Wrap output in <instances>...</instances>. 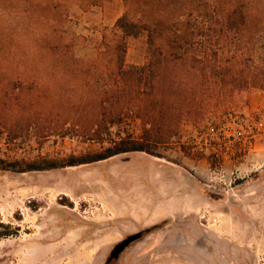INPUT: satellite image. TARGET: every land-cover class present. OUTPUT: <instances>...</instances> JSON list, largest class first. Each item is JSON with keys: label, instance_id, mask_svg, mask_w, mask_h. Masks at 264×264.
<instances>
[{"label": "rangeland", "instance_id": "obj_1", "mask_svg": "<svg viewBox=\"0 0 264 264\" xmlns=\"http://www.w3.org/2000/svg\"><path fill=\"white\" fill-rule=\"evenodd\" d=\"M205 1L0 0V87L10 91L15 77H45L37 82L45 92L68 96L65 88L76 82L58 77L62 62L69 55L92 61L101 51L105 65L123 17L153 28L162 48L167 37L195 33L202 45L194 47L232 59L231 40L209 42ZM123 37L125 64L146 63L147 32ZM260 53L250 46L240 56L251 65L264 59ZM209 92L221 100L183 118L157 147L159 156L131 151L67 165L120 137H140L136 116L111 125L102 140L75 131L39 137L35 127L11 140L1 130L0 264H264V90L231 82ZM7 103L0 111L11 117ZM55 118L42 125L57 126ZM42 159L58 166L20 170ZM138 232L107 262L116 244Z\"/></svg>", "mask_w": 264, "mask_h": 264}, {"label": "trees", "instance_id": "obj_2", "mask_svg": "<svg viewBox=\"0 0 264 264\" xmlns=\"http://www.w3.org/2000/svg\"><path fill=\"white\" fill-rule=\"evenodd\" d=\"M204 10V25L211 32L207 34L209 42L231 40L237 49L233 60L223 58L219 49L211 46L194 47L195 33L167 37L166 47L162 48L154 42L153 28L119 18L116 26L123 35L117 44L109 46L105 65L101 62L105 53L101 51L92 61L69 55L62 62L58 77L76 82L65 88L68 96L57 94L56 88L45 92V86L37 83L45 77H15L10 91L3 92L0 87V106L8 105L9 101V109L14 113L8 117L0 111V132L7 128L9 139L16 140L35 127L39 137L75 131L83 138L102 140L110 134L111 125L136 116L144 125L140 137H120L99 152L70 157L67 165L101 161L131 151L159 156L157 147L170 142L183 118L199 116L213 100H221V95L209 91L231 82L238 89L252 86L264 90V59L249 65V59L240 56L250 46L259 50V54L264 52V0H206ZM142 31L148 36V60L141 65H127L123 36ZM198 43L202 45V41ZM53 115L60 124L42 125ZM80 120L85 123H79ZM57 166L55 161L42 159L20 170ZM0 168L6 169L1 159Z\"/></svg>", "mask_w": 264, "mask_h": 264}, {"label": "water", "instance_id": "obj_3", "mask_svg": "<svg viewBox=\"0 0 264 264\" xmlns=\"http://www.w3.org/2000/svg\"><path fill=\"white\" fill-rule=\"evenodd\" d=\"M141 235V232L135 233L126 237L120 243L116 244L113 250L111 251L110 256L108 257V260L118 257V255L123 251V249L127 245H129L132 241L136 240L137 238L141 237Z\"/></svg>", "mask_w": 264, "mask_h": 264}]
</instances>
